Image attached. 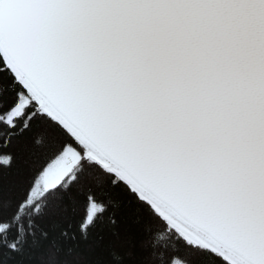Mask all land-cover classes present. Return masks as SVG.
<instances>
[{"label":"snow or ice","instance_id":"6c2138e0","mask_svg":"<svg viewBox=\"0 0 264 264\" xmlns=\"http://www.w3.org/2000/svg\"><path fill=\"white\" fill-rule=\"evenodd\" d=\"M0 264H264V0H0Z\"/></svg>","mask_w":264,"mask_h":264}]
</instances>
